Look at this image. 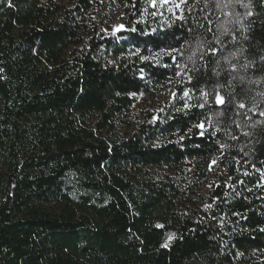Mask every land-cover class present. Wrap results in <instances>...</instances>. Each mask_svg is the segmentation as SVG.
I'll use <instances>...</instances> for the list:
<instances>
[{"label":"trees","instance_id":"obj_1","mask_svg":"<svg viewBox=\"0 0 264 264\" xmlns=\"http://www.w3.org/2000/svg\"><path fill=\"white\" fill-rule=\"evenodd\" d=\"M152 2L0 0V264H264V0Z\"/></svg>","mask_w":264,"mask_h":264},{"label":"rangeland","instance_id":"obj_2","mask_svg":"<svg viewBox=\"0 0 264 264\" xmlns=\"http://www.w3.org/2000/svg\"><path fill=\"white\" fill-rule=\"evenodd\" d=\"M181 3H182V0H153L151 6L158 11V15L163 17V19H169L172 15L176 16L180 12ZM123 24H124L123 15L119 12H113L111 15V20L105 24L104 28L106 32H113V31H117L116 30L117 26H121V25L123 26ZM179 68L181 70L178 74L177 81L180 80L182 76L184 77L183 68L181 66H179ZM174 92H175V89L171 88L169 91H165L164 93L159 94V95H146L144 97L145 104L149 106V105H158L160 103H164L174 96ZM185 93H187V95H185ZM185 93L183 97L179 98L180 97L179 96L177 97V99L179 100L187 99V97L189 96V93L188 92H185ZM176 108L177 110L181 109L180 106H176ZM203 129L206 130V127H204ZM212 164L214 165L215 162L212 161Z\"/></svg>","mask_w":264,"mask_h":264},{"label":"snow or ice","instance_id":"obj_3","mask_svg":"<svg viewBox=\"0 0 264 264\" xmlns=\"http://www.w3.org/2000/svg\"><path fill=\"white\" fill-rule=\"evenodd\" d=\"M245 7H247V5H244ZM249 15H251V13H248ZM123 28V26L121 25V26H117V31H119V30H121ZM213 52H215V49H213L212 50ZM185 95H187V93H185ZM224 97L223 96H221V95H219V94H217L216 95V103L218 104V105H222V104H224ZM241 107H244V105H240ZM201 127H203V125H201ZM165 246H167V245H165Z\"/></svg>","mask_w":264,"mask_h":264},{"label":"water","instance_id":"obj_4","mask_svg":"<svg viewBox=\"0 0 264 264\" xmlns=\"http://www.w3.org/2000/svg\"><path fill=\"white\" fill-rule=\"evenodd\" d=\"M219 95H221V94H219ZM222 96V95H221ZM224 101H225V99H224ZM225 103V102H224ZM223 105V104H222Z\"/></svg>","mask_w":264,"mask_h":264}]
</instances>
